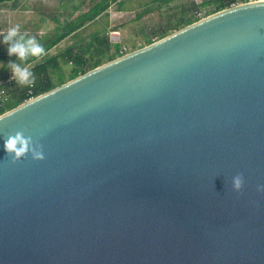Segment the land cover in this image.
<instances>
[{
  "label": "water",
  "instance_id": "95a60500",
  "mask_svg": "<svg viewBox=\"0 0 264 264\" xmlns=\"http://www.w3.org/2000/svg\"><path fill=\"white\" fill-rule=\"evenodd\" d=\"M0 264H264V0L1 113Z\"/></svg>",
  "mask_w": 264,
  "mask_h": 264
},
{
  "label": "trees",
  "instance_id": "16d2710c",
  "mask_svg": "<svg viewBox=\"0 0 264 264\" xmlns=\"http://www.w3.org/2000/svg\"><path fill=\"white\" fill-rule=\"evenodd\" d=\"M111 1L97 0L87 10L83 11L80 9L75 16L68 18L63 23H60L58 18L53 16L57 22V28L38 38L37 42L42 45L45 52L62 38L77 31L86 22L94 19L98 14L107 9ZM243 1L248 0H203L201 4H213L212 10L209 9L208 14L230 6L232 3ZM201 4L192 1L191 3H184L181 7L177 5L172 6V14L161 17L158 26L151 33L143 34L145 45L201 18L196 10ZM148 10L150 8H145L136 13L135 18H140ZM121 49L118 42H112L110 40L107 32H99L96 30L92 33L87 43L69 46L42 61L34 63L29 67L34 77L31 85L21 84L18 83L17 79L11 80L10 78L4 83L0 82V89H4L7 94L6 100L0 103V114L31 96H36L103 62L122 55L124 52ZM36 58L31 54L25 58L19 57L18 54L14 57L17 60V64L22 66L34 61ZM64 64H70L67 70L64 69ZM5 67L7 66L4 65L3 68Z\"/></svg>",
  "mask_w": 264,
  "mask_h": 264
},
{
  "label": "rangeland",
  "instance_id": "374dc122",
  "mask_svg": "<svg viewBox=\"0 0 264 264\" xmlns=\"http://www.w3.org/2000/svg\"><path fill=\"white\" fill-rule=\"evenodd\" d=\"M25 1L27 3L25 7L28 10L25 14H28L29 16L28 18L30 21L24 24H26L27 27L30 28L29 30H31V38L35 39V36L37 35L36 34L34 35L32 33L38 32L37 34H39L40 33V31H38L39 28H42L43 31L49 30V32H52L54 29L57 28V24L55 21L50 20L45 16H41V14L38 13L37 10H34V7L36 5H40L42 8L45 7L43 9V14H45L46 12L49 15L55 14L57 15V18L60 21V23H63V21L72 17L77 11H79L71 8L72 4L80 6V9L83 10L86 8L88 9L97 0H70V1L41 0L42 3H40V0H35V1L31 0V3L28 2L29 0H25ZM192 1H194L197 4H201L203 0L116 1L112 3L107 9L102 11L101 15L98 16L97 19L93 20L90 23L88 22L77 31L65 36L54 46L46 50L42 56L36 58L34 61L30 63L25 64L24 66L30 67L34 63L42 61L43 59L53 54H56L68 48L69 46L85 44L91 38L92 33L96 30H98L99 32H107L110 40L112 42H118L120 44V47L123 49L124 53L130 52L145 45L143 34L149 32L151 33L154 30V28L158 26L159 19L161 17L172 14L173 12L172 6L177 5L178 7H181L184 3H191ZM58 4L60 6V9L57 6ZM145 8H150V10L144 13L140 18L136 19L135 14ZM212 8H213L212 3H206L199 5L196 10L201 17H204L210 14V13L207 14V12L212 10ZM5 18H7V16L6 17L0 16V29L4 27L1 23L2 22L1 20L2 19L6 20ZM45 21L47 22V26L44 29L43 25ZM21 22L22 23H16V24L18 25L23 24V21ZM19 30H20V26L17 29V35L20 37L21 36L20 33L22 32H19ZM69 66L70 64L63 65L65 70H67ZM3 67H0V82L4 83L9 78L11 80L16 79L12 73V64L5 68Z\"/></svg>",
  "mask_w": 264,
  "mask_h": 264
},
{
  "label": "crops",
  "instance_id": "0c3cea01",
  "mask_svg": "<svg viewBox=\"0 0 264 264\" xmlns=\"http://www.w3.org/2000/svg\"><path fill=\"white\" fill-rule=\"evenodd\" d=\"M42 1H45V0H42ZM61 1H63V0H61ZM116 1H119V0H112L110 2V5L112 3H114V2H116ZM28 2L31 3V0H29ZM40 3H42L41 0H40ZM26 5H27V3H26L25 0H5V1H1L0 2V16H3V17H6L7 16V18H5L6 20H4V19L1 20L2 21L1 23H2V25L4 27L2 29H0V61L3 62V63H0V67H3L4 65L9 66V65L13 64V62L15 64L17 63V60L14 59V57L16 56V53H12L11 55H9L8 54V47L12 43H14L17 39H19V36L16 35L15 37H13L9 41H4L3 40V35L6 34V31H7V29L9 27H12L16 23H22L21 21H23V24L19 25L20 26L19 32H22L20 34H21V36L24 37L25 40H27L28 38H31V30H29L30 28H28L27 25L24 24V23H27L28 21H30L29 18H28L29 17L28 14H25L28 11L26 9V7H25ZM57 6L60 9L59 4ZM61 7H63V6H61ZM44 8L45 7L42 8L40 5H36L34 7V10H37L38 13L41 14V16H45V17L49 18L50 20H53V21L56 22L55 18L57 17V15H55V14L54 15L53 14H50L49 15L47 12L46 13L44 12L45 14H43V9ZM71 8H73L74 10H80V6L74 5V4H72V7ZM85 10H87V8L86 9H83V11H85ZM76 13H78V11ZM76 13L73 16H75ZM100 15H101V13L98 14L94 19H92V20H90L88 22L89 23L92 22L93 20L97 19L98 16H100ZM8 16H9V18H8ZM88 22H86L85 24H87ZM56 24H57V22H56ZM46 26H47V22L45 21L44 22V25H43L44 29H45ZM38 31H40L39 34H37L38 32H33L32 33L34 35L35 34L37 35V36H35V39L36 40H38V38L44 36L46 33L49 32V30H44L43 31L42 28H39Z\"/></svg>",
  "mask_w": 264,
  "mask_h": 264
},
{
  "label": "clouds",
  "instance_id": "9594fccd",
  "mask_svg": "<svg viewBox=\"0 0 264 264\" xmlns=\"http://www.w3.org/2000/svg\"><path fill=\"white\" fill-rule=\"evenodd\" d=\"M18 27H19L18 24L9 27L6 31V34L3 35V40L9 41L13 37H15L17 35ZM12 53L18 54V56L21 58H25L29 54L39 58L44 54V49L42 45H40L34 38H28L27 40H25L23 36H20L19 39H17L14 43H12L8 47V54L11 55ZM0 63L3 62L0 61ZM12 73L13 76L17 79L18 83L27 84V85H31L33 83V79H34L33 74L30 71L29 67L27 66L22 67L19 64L13 63ZM18 141L23 143L19 134H17L15 137H10L6 141V148L15 149L19 154L20 152L23 151V148L22 147L16 148V144ZM238 185H239V181H237V186Z\"/></svg>",
  "mask_w": 264,
  "mask_h": 264
},
{
  "label": "built area",
  "instance_id": "2783aa9c",
  "mask_svg": "<svg viewBox=\"0 0 264 264\" xmlns=\"http://www.w3.org/2000/svg\"><path fill=\"white\" fill-rule=\"evenodd\" d=\"M237 3H239V2H237ZM234 4H236V3H232L231 5H234ZM121 51L124 52L123 49H121ZM29 92H30V90H29ZM31 97H33V96H31ZM31 97H29V98H31ZM6 98H7V94L5 93L4 89H0V103H2V101L6 100Z\"/></svg>",
  "mask_w": 264,
  "mask_h": 264
}]
</instances>
